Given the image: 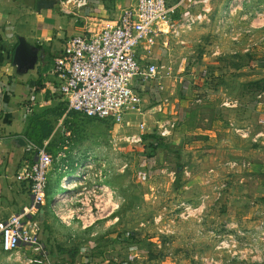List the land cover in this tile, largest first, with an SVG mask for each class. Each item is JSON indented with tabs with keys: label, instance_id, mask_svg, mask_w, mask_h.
Instances as JSON below:
<instances>
[{
	"label": "rangeland",
	"instance_id": "374dc122",
	"mask_svg": "<svg viewBox=\"0 0 264 264\" xmlns=\"http://www.w3.org/2000/svg\"><path fill=\"white\" fill-rule=\"evenodd\" d=\"M30 1L31 6L7 11L14 15L7 29L10 34L16 36L23 20L28 19L29 25L35 18L37 0ZM55 1L53 8L40 13L50 11L74 21V2ZM210 3L209 20L195 25L181 39H170L166 48H157V63L165 68L161 82L153 85L169 89L165 96L176 86L188 103L184 113L200 110L208 119L211 114L202 111L206 109L203 103H197L204 94L200 90L202 80L209 79L208 88L218 98H237L243 106H249L255 94H261L257 110L251 107L250 113L242 116L257 130L260 114L264 113L260 104L264 102V0ZM79 23L74 25L79 27ZM66 38L57 41L61 45ZM176 79L182 83H175ZM156 87L152 88L154 92ZM155 104L152 101L144 112L147 121L136 115L127 119L129 125L69 113L71 120L66 122L71 125L65 129L76 136L73 141L91 138L102 159L90 172L110 173L103 180L108 199L105 201L103 189L96 194L102 198L91 196L90 206L83 203L98 178L67 192L66 204L55 200V208L41 226L44 254L30 249L20 255L0 253V264H264V148L258 156L242 155L238 149H250L248 144L230 133L223 136L226 147L214 148L212 153L204 152L209 147L198 139L203 138L200 135L187 139L195 143L194 148L192 143L178 148L173 139L158 151L151 145L157 141L146 137L157 133V116L153 119L147 112ZM52 110L53 115L47 118L55 126L67 107L60 104ZM221 115L229 126L231 113ZM144 121L142 133L137 125ZM202 121L199 125L203 129L207 127L204 116ZM231 125L237 129L235 123ZM139 136L142 141H138ZM63 138L59 136V140ZM48 152L55 166L56 156L52 150ZM241 159L259 167L248 171L226 162ZM48 187L47 200L52 201L63 191L56 180Z\"/></svg>",
	"mask_w": 264,
	"mask_h": 264
},
{
	"label": "built area",
	"instance_id": "2783aa9c",
	"mask_svg": "<svg viewBox=\"0 0 264 264\" xmlns=\"http://www.w3.org/2000/svg\"><path fill=\"white\" fill-rule=\"evenodd\" d=\"M186 1L189 0H178L176 5L170 6L168 0H131L118 17L95 18L83 34L66 39L51 71L54 77L52 93L64 100L69 112L98 121L112 124L127 122L129 125L127 119L145 114L148 106L140 93L143 86L163 78L164 66L152 62L157 48H166L170 39H181L195 25L209 20L211 0H190V7L199 5L200 10L176 18L175 14ZM71 2H74L77 11L89 5V0H69L68 4ZM207 82H210L209 79L204 81L209 87ZM205 94L198 98L197 103L203 102ZM25 111L32 114V106H27ZM145 123L137 125L142 133ZM175 128L176 122L170 119L156 127L161 138L171 137ZM138 141H142L140 136ZM66 149L64 147L55 158L60 163L59 172L63 174L60 181L63 191L55 196L54 201L61 200L66 204L67 192L98 178L99 182H94L88 191L90 196L83 200L84 205L89 206L91 196L96 199L99 190L106 192L103 180L110 173L90 172L98 164L93 154L77 158L74 165L71 164ZM27 152L32 157L23 162L16 179L29 186L31 204L0 221V253L3 254L20 255L22 250L27 249L44 254L41 225L36 219L45 204L54 157L46 145L37 147L30 143ZM73 167L77 170L75 173ZM84 190L87 191L86 188ZM34 261L30 260V263Z\"/></svg>",
	"mask_w": 264,
	"mask_h": 264
},
{
	"label": "crops",
	"instance_id": "0c3cea01",
	"mask_svg": "<svg viewBox=\"0 0 264 264\" xmlns=\"http://www.w3.org/2000/svg\"><path fill=\"white\" fill-rule=\"evenodd\" d=\"M27 1L28 0H0V141L22 137L31 143L27 137V132L29 131V126L31 127L30 118L34 114V111L40 112V109L44 108H57L60 107V104H65L67 107L64 100L51 91L54 84V77L51 71L55 59L63 50L66 39L71 36L83 34L88 25L91 21L95 20V18L102 17L114 19L118 17L121 10L131 2V0H89V5L87 7L79 11L76 10V18L72 22L68 21L65 17L50 14V11L40 14L37 11L35 18L29 20L30 26L28 23L26 24L28 19L23 20L24 22L22 21L20 23H23V28L19 27L21 30H17L15 32L17 35L14 36L7 30L14 20V15H9L7 11L16 7L25 8L27 5L31 6V1ZM177 2L178 0H168L170 6L176 5ZM190 4V0L186 1L183 8L175 14V17L179 18L186 13H197L200 10L199 5L190 7ZM78 22H80V25L76 27L74 23ZM65 35H67V38L64 40L63 44L60 45L57 40H61ZM20 36L24 37L30 44L37 48H40L42 45L46 47L39 49V61L36 68L33 70L34 72L31 74L27 73L24 77L17 76L12 64L13 55ZM158 55L156 50L152 62L157 63V58H160ZM202 76L204 75L202 74ZM202 76L200 75V78ZM206 80L207 79L202 81L204 82ZM156 82L160 83L161 81L157 80L143 86L140 93L145 98L147 105L153 101L154 104L156 103L155 107L158 106L161 108V111L151 116L153 119L157 116V120L154 121L155 128L157 124L168 119L176 122V128L172 132L171 137L163 138L165 142L174 139V144L177 145L178 148L184 146L186 148L188 147L187 144L190 143H192L191 148H194L192 146L195 143L189 142L187 139L190 136L199 137L200 135L203 138L198 139H203L204 141L202 140V142L205 144L204 146L208 145L209 147V149L204 152L212 153L215 152L214 148L221 146L226 147L223 136L231 133L240 138L242 143L248 144L250 149H238L239 152L243 151L242 155L245 152L244 154L249 157L258 156L259 150L264 148V113L260 114L259 124L261 126L257 130L252 125L251 121L245 120L242 117L246 112L250 113L251 107H253V109L256 107L255 111L257 110L256 105L258 100L262 99L261 94H255L253 98L257 96L259 99L250 98L248 101L250 102L249 106H243L242 101L237 98L232 97L226 100L220 97L218 98V96L210 92L207 85L203 83V89L200 88V90L203 92L208 90L209 92L207 94L204 93L205 96L201 106L206 108H203L204 110L202 111H207L211 114L212 118L208 119L205 117V114L202 115L200 110L184 113V108L188 107V103L187 100L181 98L182 94H180L176 86L174 85L175 87L172 90L170 89V93L165 96L169 89H165L163 86L161 88L156 87L155 85L157 84L153 85V83ZM175 83H182V80L180 79L179 82V79H176ZM38 84L43 86L40 91H37ZM200 85L201 84H199V86ZM153 86L156 87V92L152 89ZM163 89H165V92L161 94L160 92H162ZM47 94H49L48 99L45 98ZM214 97L218 98L217 102L214 101ZM224 104H226V106ZM260 104L264 107L263 101ZM27 106H32L33 108V113L30 115L25 111ZM245 107H248V109ZM150 111L151 109L148 112ZM225 111L231 113V117L228 120L230 123L229 126H226L227 121L222 119L223 117L221 114H224ZM72 114L82 116L81 114ZM139 116H143V120L147 121L145 118L147 116H145V114ZM203 116L207 123L205 124L207 127L202 129L199 123L204 122L202 121ZM68 120H71V117L67 109L62 119H59L57 125H55L51 137L44 143V145L47 146V150H52L55 156H57L60 151L64 150V147L67 148L65 153L70 163L73 165L77 158L85 157L88 154H93L97 160L101 161L102 159L97 155L98 149L96 143L93 142L91 138H89V141L84 139L78 142L73 141V138L76 136H74L70 130L65 129L66 125H71V123L67 124L66 121ZM231 123H235L237 129H233ZM60 135L64 137V141L59 140ZM231 142L232 144L235 143L233 141ZM161 150L162 149L159 151ZM248 151L249 153H247ZM31 157V154L24 151V149L18 148L16 145H0V221L9 218L13 214L19 213L24 207L31 204L29 186L16 179L23 162L31 159ZM226 162L233 166L239 164L240 168L247 169L248 171H253L258 166L257 164L243 159ZM59 168L60 163L57 162L55 166L53 165L49 175V183L56 180V182H58V188H60V181L63 175L59 172ZM107 189L108 187L106 186L105 193L107 198L105 201L108 199ZM85 198H87V195H85ZM97 198L102 197L98 196ZM53 202L54 199H52V201L51 199L47 200L46 194V200L43 206L46 212L45 219L48 218V213L53 208ZM90 209H92V207H90ZM86 210L89 211L88 209Z\"/></svg>",
	"mask_w": 264,
	"mask_h": 264
},
{
	"label": "water",
	"instance_id": "95a60500",
	"mask_svg": "<svg viewBox=\"0 0 264 264\" xmlns=\"http://www.w3.org/2000/svg\"><path fill=\"white\" fill-rule=\"evenodd\" d=\"M56 4L55 0H37V11L40 13L43 9L49 10L54 7ZM39 61V48L36 46L30 44L24 37L20 36L18 38V45L15 49L14 55H13V68L15 69V72L17 76H24L30 71H33ZM161 111V108L158 106L155 108H152L150 113L156 114L157 112ZM0 145H16L20 149H24V151H28L30 148V143L22 138H14V139H8V140H2L0 141ZM46 212L45 209H41L39 212V215L36 219V222L39 225H43L45 222Z\"/></svg>",
	"mask_w": 264,
	"mask_h": 264
},
{
	"label": "trees",
	"instance_id": "16d2710c",
	"mask_svg": "<svg viewBox=\"0 0 264 264\" xmlns=\"http://www.w3.org/2000/svg\"><path fill=\"white\" fill-rule=\"evenodd\" d=\"M46 48L45 46H40L39 49ZM43 88L41 84L37 85V91H40ZM46 99L49 98V94H47ZM40 112L34 111V114L30 118L31 127L29 126V131L27 132V137L29 141L37 147H43L46 140H48L55 128L54 123H51L50 119L47 116L53 115V110L50 108L40 109ZM76 113V112H69ZM79 114V113H76ZM155 135V136H154ZM154 135L146 136L147 138H152V140L157 141L154 144H151L153 147H157V150L165 149L167 144H165L163 138H161L157 133ZM157 135V136H156ZM164 144V145H163ZM170 147V146H168ZM171 148V147H170Z\"/></svg>",
	"mask_w": 264,
	"mask_h": 264
},
{
	"label": "bare ground",
	"instance_id": "6f19581e",
	"mask_svg": "<svg viewBox=\"0 0 264 264\" xmlns=\"http://www.w3.org/2000/svg\"><path fill=\"white\" fill-rule=\"evenodd\" d=\"M165 30H167V27H165Z\"/></svg>",
	"mask_w": 264,
	"mask_h": 264
}]
</instances>
